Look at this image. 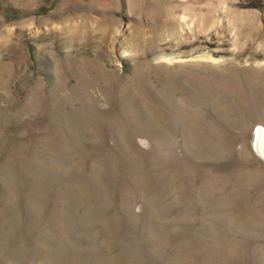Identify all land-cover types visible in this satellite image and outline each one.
I'll use <instances>...</instances> for the list:
<instances>
[{"label": "rangeland", "instance_id": "obj_1", "mask_svg": "<svg viewBox=\"0 0 264 264\" xmlns=\"http://www.w3.org/2000/svg\"><path fill=\"white\" fill-rule=\"evenodd\" d=\"M264 0H0V264H264Z\"/></svg>", "mask_w": 264, "mask_h": 264}, {"label": "water", "instance_id": "obj_2", "mask_svg": "<svg viewBox=\"0 0 264 264\" xmlns=\"http://www.w3.org/2000/svg\"><path fill=\"white\" fill-rule=\"evenodd\" d=\"M262 137H264V126L258 125L255 129L254 148L257 154L264 160V148L260 142V138Z\"/></svg>", "mask_w": 264, "mask_h": 264}, {"label": "bare ground", "instance_id": "obj_3", "mask_svg": "<svg viewBox=\"0 0 264 264\" xmlns=\"http://www.w3.org/2000/svg\"><path fill=\"white\" fill-rule=\"evenodd\" d=\"M260 142H261V145H262L263 148H264V137L260 138Z\"/></svg>", "mask_w": 264, "mask_h": 264}]
</instances>
